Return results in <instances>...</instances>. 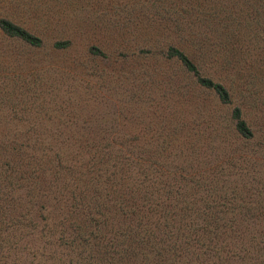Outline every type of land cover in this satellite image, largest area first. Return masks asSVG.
<instances>
[{"label": "trees", "instance_id": "obj_1", "mask_svg": "<svg viewBox=\"0 0 264 264\" xmlns=\"http://www.w3.org/2000/svg\"><path fill=\"white\" fill-rule=\"evenodd\" d=\"M44 5L0 0L2 39L43 48ZM119 7L164 30L167 61L222 105L257 94L248 85L264 73V0ZM30 17L45 25L27 28L21 20ZM67 117L52 118L54 126H0V264H264V159L219 156L213 143L198 145V134L167 129L161 117L125 131ZM229 120L234 136L215 125L207 139L222 148L227 136L243 147L254 139L240 105Z\"/></svg>", "mask_w": 264, "mask_h": 264}, {"label": "rangeland", "instance_id": "obj_2", "mask_svg": "<svg viewBox=\"0 0 264 264\" xmlns=\"http://www.w3.org/2000/svg\"><path fill=\"white\" fill-rule=\"evenodd\" d=\"M120 1L44 0L40 21L50 25L37 31L45 41L40 49L3 40L0 32V126H54L60 121L52 118L77 115L82 124L89 118L91 126L125 131L151 127L161 117L168 119L161 123L167 129L179 126L198 134V145L213 143L219 156L264 159V73L258 86L248 85L257 94L224 106L213 92L199 90L177 61H167L171 38L165 31L121 9ZM21 21L33 30L45 25L31 17ZM64 40L71 41L70 47L53 49ZM237 105L255 137L243 147L242 140L227 136L222 148L217 138L211 140L213 128L234 136L229 118Z\"/></svg>", "mask_w": 264, "mask_h": 264}]
</instances>
